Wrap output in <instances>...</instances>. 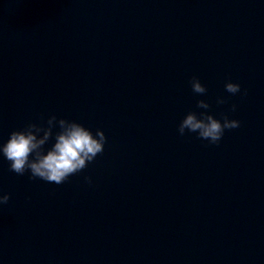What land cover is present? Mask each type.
I'll return each mask as SVG.
<instances>
[{
	"label": "water",
	"instance_id": "95a60500",
	"mask_svg": "<svg viewBox=\"0 0 264 264\" xmlns=\"http://www.w3.org/2000/svg\"><path fill=\"white\" fill-rule=\"evenodd\" d=\"M212 2L0 0V141L49 115L106 137L59 185L0 158V264H96L143 135Z\"/></svg>",
	"mask_w": 264,
	"mask_h": 264
},
{
	"label": "clouds",
	"instance_id": "9594fccd",
	"mask_svg": "<svg viewBox=\"0 0 264 264\" xmlns=\"http://www.w3.org/2000/svg\"><path fill=\"white\" fill-rule=\"evenodd\" d=\"M190 87L197 94L206 91L196 77L190 79ZM223 87L230 94L241 91L240 85L231 81H226ZM216 103L223 104L225 99L217 97ZM196 106L209 107L204 100H197ZM235 109L236 105L229 106L230 111ZM239 123L223 114L217 119L206 111H188L179 121L177 132L183 135L187 129L215 145L225 129L237 128ZM54 126L56 131H53ZM105 142L106 137L100 129L93 132L75 120L49 115L43 124L29 122L19 130L10 131L7 138L0 141V158L7 161L9 170L16 174L23 175L27 171L29 179L36 177L59 185L91 163L103 151ZM84 180L90 183L87 176ZM8 199V193L0 192V205Z\"/></svg>",
	"mask_w": 264,
	"mask_h": 264
}]
</instances>
